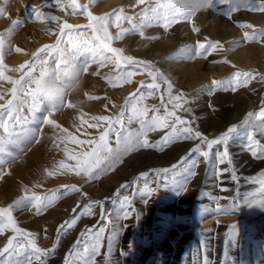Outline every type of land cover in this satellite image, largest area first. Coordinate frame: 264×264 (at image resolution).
<instances>
[{
  "label": "rangeland",
  "instance_id": "374dc122",
  "mask_svg": "<svg viewBox=\"0 0 264 264\" xmlns=\"http://www.w3.org/2000/svg\"><path fill=\"white\" fill-rule=\"evenodd\" d=\"M262 2L264 0H251L249 8L243 6L246 0H231L232 4L240 5L239 10L232 11L228 2L213 0L206 11L196 12L191 19L180 18L167 29L163 26L164 21L152 20L134 30L133 24L139 26L143 22L140 13L150 5L154 6L156 0H146L144 4H138L137 0H77L80 7L75 11L71 0H60L59 4L57 0H0V8L5 10L0 16V35L5 39L3 65L6 76L19 79L29 71L27 65L34 63L36 56L47 60L49 69L55 68V51L51 48L44 52L40 50L55 45L58 39L62 40L60 47L67 49L65 55L71 57L76 53L75 63L84 65L87 62L88 66L87 72H83L84 83L79 93L66 94L62 107L51 114L41 110L37 113V120L28 125L38 130V142L28 145L23 153L12 149L18 158L0 166L7 173L0 179V207L13 204L26 193L45 197L59 189L55 194L60 199L41 214H37L34 208L13 209L17 225L35 233L40 248L50 249L56 245L46 264H83L88 230L94 234L101 228L104 232L94 264H264V221H254L264 216V207L258 206L264 202V156H253L248 143L230 155L231 164L227 159L224 164L216 163L215 152L222 151L223 145L214 146L211 160L206 161L197 153L189 156L190 150L201 142L199 139H181L166 146L131 151L94 180L70 172L48 176L45 171L57 167L60 160L75 164L64 154L65 143L69 150L77 152L88 147L71 141L61 143L65 135L62 129L81 140L98 137L106 125L90 128L81 123V118L89 123H93L92 116L115 118L140 82H151L142 67L122 65L136 74L131 83L117 81L113 86L108 78L115 79L121 69L112 63L101 66V63L92 62L91 53L86 49L77 53L68 45V35L60 32L64 23L76 28L72 33L74 36L82 33L84 38H93L92 30L85 27L92 23L85 6L93 16L107 18L108 31L113 37L110 41L112 47L122 49L125 56L150 62L153 69L168 78L173 84L172 95L180 96L179 102L183 109H187H177V114L189 121L195 131L211 140L220 137L230 126H242L237 138H233L238 141L246 139L243 137L245 129L253 131L264 125V118L259 116L264 109V79H261L264 77V37H261L264 11L258 10ZM33 7L43 14L41 19H35ZM114 12L122 17H133L132 23L123 18L117 21ZM49 16L59 19L52 21L46 18ZM13 21L21 23L13 26ZM194 27L199 31H194ZM121 29L129 31L121 39H116ZM68 31L65 29V33ZM245 32L249 37L260 38L246 39ZM140 36L146 40L143 46L138 43ZM215 42H219L216 50L195 54L198 43L207 46ZM16 48L21 51L17 52ZM154 48H158L162 55L156 54ZM164 59L187 65L203 60V64L182 74L171 75L163 66ZM21 65L26 66L21 71H12ZM237 72H250L254 78L240 85L213 83L231 81ZM32 74L39 78V65L32 69ZM157 82L160 89L141 101L142 104L149 107L160 105L162 94L164 102L168 101L167 84L159 77ZM11 87L8 81L0 80V90H10ZM8 99H11L10 91L0 104H5ZM255 99L257 103L252 104ZM236 102L247 105L242 117L223 130L213 126L216 111ZM168 108L171 109L172 105L169 104ZM163 112L161 107V114ZM249 113H252L251 117ZM24 114L29 115L27 108ZM127 115L125 112L126 126ZM45 117L55 120L60 127L43 123ZM246 119L247 124L244 123ZM128 127L137 129L139 125L133 123ZM167 131L169 129L148 133L149 143L157 144ZM255 140L264 147L262 137ZM111 141L115 146L114 135ZM202 148L207 150L206 145ZM180 150V154L174 156ZM186 156L197 161L193 169L195 175H188L186 164L180 166ZM164 169L168 171H162ZM72 184L80 191L65 195L62 186ZM93 201L100 203L94 204L91 214L81 216L71 229L61 231L56 244L58 227ZM124 212L128 213L127 218H124ZM101 213H104L103 217ZM81 233L85 236L82 237ZM12 235L10 230L0 234V247ZM109 238H112L110 251ZM77 240L81 243L74 247Z\"/></svg>",
  "mask_w": 264,
  "mask_h": 264
},
{
  "label": "snow or ice",
  "instance_id": "6c2138e0",
  "mask_svg": "<svg viewBox=\"0 0 264 264\" xmlns=\"http://www.w3.org/2000/svg\"><path fill=\"white\" fill-rule=\"evenodd\" d=\"M60 0H57L59 4ZM146 0H137L138 4H144ZM221 3L228 2L230 9L232 11L239 10L240 5H234L231 0H220ZM213 0H211L212 6ZM251 0H246L244 7L250 8ZM71 6L73 10L79 8L80 5L77 0H71ZM258 10L264 11V2L261 3ZM86 14L89 16L92 23H89L87 28L92 30L93 38H84L82 33H77L73 35V31H76L73 25L64 23L61 28V34L68 35L69 39L67 41L68 45L75 49L78 53L79 51L86 49L91 53V61L96 63H101L104 66L106 63L115 64L118 69H121L119 74L115 79L109 77V83L116 86V82L120 83H131L132 77L136 74L133 70H127L122 68V65H131L133 68H141L147 72V75L151 77L150 83L140 82V86L136 89L134 93L130 95V98L125 101V106L119 112V114L113 118L109 116H92L90 118L93 123H89L88 120L81 118L82 124H88L90 128H101L98 137H93L86 140L78 139L68 132L67 129H62L65 135L61 138V143L66 141H71L75 145H87V149H83L79 152L75 150H69L67 144L63 149L65 156L70 161H75V164L66 163L65 160H60L57 167L52 170H45L48 176H54L58 172L60 174L74 173L77 176L86 177L88 180L98 179L100 175L107 172L110 168H113L115 164L121 162L122 157L127 153L138 150L140 148L149 147H160L166 146L169 143H173L177 140H192L199 139L201 142L196 144L190 150L189 156L192 153H197L202 156L206 161H210L212 158V150L216 145H223V151L217 150L215 152L216 163L224 164L225 160L231 163V159L228 151V142L234 137L238 136L242 126H230L225 133L216 139H207L201 132L195 131L191 126L190 122L184 120L181 116L177 114V109H183V104L180 103V96L172 95L173 84L168 80L167 77L163 76L158 69H153L152 65L148 61H138L132 56L123 55V50L119 48H114L111 46L110 41L113 39L112 35L108 31V21L106 17H96L87 12L85 6ZM122 11V10H121ZM32 13L35 19L39 20L42 17V13L35 7L32 8ZM194 8H188L183 6L182 0H156L154 6L150 5L145 8L140 16L142 17V23L137 26L133 24L134 30H139L144 26V23H148L152 20H162L164 21V28L167 29L171 24L176 23L178 19H191L195 15ZM5 14L4 8H0V16ZM117 21L120 19H126L129 23H132L133 17L127 16L122 17L119 14L113 13ZM49 20L57 21L59 18L56 16L46 17ZM21 23L20 21H13V26ZM81 27V26H76ZM119 27V24H117ZM246 27H252L247 25ZM65 29L69 31L65 33ZM194 31H199L198 28L193 29ZM128 29H121V31L115 37L116 39H121L123 35L128 32ZM9 34H11V29H9ZM141 35L143 33L141 32ZM261 37H264V32L261 33ZM246 39H258L255 35L249 37V34L245 32ZM61 39H58L55 45L45 46L41 49L44 52L47 48H51L56 53V66L57 72H63L65 69L66 62L70 61L75 63L76 53H73L71 57L65 55L67 49L61 48ZM219 46V42L209 43L207 46L203 43H198L196 48V55L202 54V52H210L216 50ZM5 48V39L0 35V80L8 81L12 87L11 89L0 90V100L4 99V96L10 91L11 99H8L5 104H0V166L7 165L10 160L15 161L18 155L12 151V149L19 150L23 153L24 149L33 142H38L37 134L38 130L32 129L28 125L34 123L37 120V113L41 110L56 111L64 104V99L53 100L50 97V93L44 88L43 81L49 75L50 70L47 65V60L41 59L39 56L35 57V62L28 64L27 67L29 71L24 72L19 79H13L11 76H6L4 74L3 65V53ZM17 52L21 49L16 48ZM51 55V52L47 53ZM76 64V63H75ZM37 65L40 67L39 78H35L32 74V69L36 68ZM26 65H21L19 69H13L12 71H21ZM83 72H87L88 66L87 62L84 65H80ZM157 77L167 84L168 101L165 103L163 99V94L161 95V104L152 105L149 107L146 104H142L141 101L147 97L153 96L156 91L161 87L160 83L157 82ZM254 78L250 72H237L235 73L233 79L227 82L213 81L214 84H236L241 83L247 84L250 79ZM264 79V77H261ZM34 85V87H33ZM66 85L61 89L64 92ZM227 90V89H226ZM233 90H235L233 88ZM66 94V93H65ZM89 99H99V97H89ZM171 104L172 108L169 109L168 105ZM68 107H73V105L68 104ZM161 107H163L164 112L161 114ZM27 108L29 115L24 114V109ZM187 111V109H183ZM125 112L127 115V126L125 124ZM149 112L152 113L149 116ZM249 117L252 113L248 114ZM261 118H264V109L259 113ZM43 123L53 125L59 128L60 126L56 124L55 120L44 118ZM136 123L139 125L137 129H132L128 126ZM245 124L248 123L247 119L244 121ZM180 126V127H178ZM169 129L163 136L162 140L158 141L157 144L153 145L149 143L148 133L157 130ZM246 139L248 141L247 147L252 151L253 156H264V147L260 146L259 141L254 139L255 133L251 129H245ZM115 136V141L113 146L111 141V136ZM55 143V141H54ZM202 145H206V149L202 148ZM59 147V144L56 145ZM187 167L185 171L188 175H195L193 169L197 166V161L195 159L189 160L186 156L182 158L180 166ZM175 168L176 165H173ZM214 167V165H213ZM167 172V169L162 170ZM7 174L4 169L0 167V179ZM38 186V185H37ZM64 194L67 195L70 192H79L80 189L75 185H63ZM182 187V186H181ZM59 192L56 189L51 196L41 197L35 193L28 195L27 193L21 198L17 199L13 204L7 207H0V234L5 233L10 230L13 235L7 238V242L3 247H0V264H46L47 258L52 252L55 251L56 245L54 244L50 249H42L37 244V235L17 225L16 219L13 215V209H24V208H34L37 214H41L50 207L55 200L60 199L55 193ZM127 197H125V201ZM98 201H93L85 205L84 210L80 212L77 216L72 218L70 221L63 222L57 229V241L59 243V236L61 231L66 232L77 224L78 219L87 214H91L90 210L94 204H99ZM258 206L264 207V202H261ZM76 209H73L75 212ZM102 217L104 213H101ZM128 217V213L124 212V218ZM235 229V225H232ZM104 229L101 228L98 232L92 233L88 230V242L84 244V255L82 257L83 264H94V257L98 253L101 246L102 233ZM81 236H85V233H81ZM81 243L80 240L76 241V245ZM109 251L111 250L112 238H109ZM79 255V254H78Z\"/></svg>",
  "mask_w": 264,
  "mask_h": 264
},
{
  "label": "bare ground",
  "instance_id": "6f19581e",
  "mask_svg": "<svg viewBox=\"0 0 264 264\" xmlns=\"http://www.w3.org/2000/svg\"><path fill=\"white\" fill-rule=\"evenodd\" d=\"M55 10V9H54ZM53 11V10H52ZM56 11V10H55ZM61 14V13H60ZM72 18V17H71ZM145 38L140 36L138 39V43L141 44V46H143V43L146 41H144ZM144 41V42H143ZM241 49V48H240ZM155 53L162 55V52L158 50V48H154ZM243 53V52H242ZM163 66L165 67V69L168 71L169 74H182L184 73L186 70H191V69H195L197 66H201V64H203V60H199L197 61V63H190V64H184L180 61H176L173 59H164L163 60ZM199 68V67H198ZM204 73V72H203ZM178 76V75H177ZM257 98V95H256ZM257 99L253 100L251 103L252 104H256L257 103ZM246 104L245 103H232L229 105H224L222 107H220L217 111H216V115L213 121V126L218 128H221L220 130H223L227 125L232 124L234 121L238 120L239 118L242 117V112L243 110L246 108ZM244 113V112H243ZM263 120V119H262ZM260 122V121H259ZM258 123V122H257ZM254 127V126H253ZM259 127V126H258ZM219 130V131H220ZM246 132V131H245ZM253 132L255 133L254 139L256 138H263L264 140V125L259 129L257 127L254 128ZM244 133V131H243ZM246 135H244L243 137L245 138ZM237 138V137H236ZM240 139V138H239ZM195 142V141H194ZM248 143L247 139H242V140H236V139H232L231 142L229 143L230 145L228 146V151H229V156L232 155V153H235L236 150L241 149L242 146L244 144ZM223 151V148H221ZM182 150L178 151L174 156H176L177 154H180ZM173 156V157H174ZM228 161V160H227ZM262 161V159H261ZM256 163V162H255ZM231 164V163H229ZM252 170V169H251ZM68 177V176H67ZM260 189V188H259ZM255 200V199H254ZM257 200V199H256ZM263 211V210H262ZM257 212V211H256ZM261 212V211H260ZM190 214V213H189ZM254 215V214H253ZM257 216V215H256ZM254 221H264V216L258 219H255ZM258 231V230H257ZM217 243V242H216ZM234 249V248H232ZM241 255V254H240ZM228 256V255H227ZM214 260V259H213ZM216 263V262H215Z\"/></svg>",
  "mask_w": 264,
  "mask_h": 264
},
{
  "label": "clouds",
  "instance_id": "9594fccd",
  "mask_svg": "<svg viewBox=\"0 0 264 264\" xmlns=\"http://www.w3.org/2000/svg\"><path fill=\"white\" fill-rule=\"evenodd\" d=\"M182 4L188 8H194L195 12L206 11L211 0H182ZM83 69L80 65L66 62L63 72H57L52 68L49 75L44 79L43 86L50 93L53 100L64 99L66 94H77L83 88ZM67 86L64 92L61 89ZM66 93V94H65Z\"/></svg>",
  "mask_w": 264,
  "mask_h": 264
}]
</instances>
